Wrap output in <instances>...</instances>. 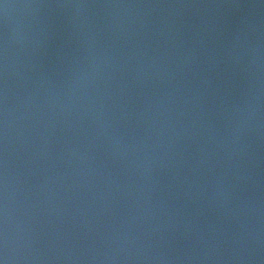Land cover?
<instances>
[{
    "label": "water",
    "instance_id": "water-1",
    "mask_svg": "<svg viewBox=\"0 0 264 264\" xmlns=\"http://www.w3.org/2000/svg\"><path fill=\"white\" fill-rule=\"evenodd\" d=\"M0 264H264V0H0Z\"/></svg>",
    "mask_w": 264,
    "mask_h": 264
}]
</instances>
